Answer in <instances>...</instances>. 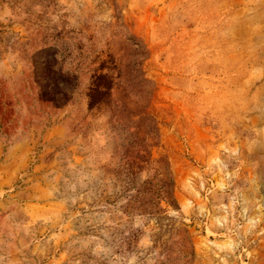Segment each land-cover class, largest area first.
Returning a JSON list of instances; mask_svg holds the SVG:
<instances>
[{
	"label": "rangeland",
	"instance_id": "374dc122",
	"mask_svg": "<svg viewBox=\"0 0 264 264\" xmlns=\"http://www.w3.org/2000/svg\"><path fill=\"white\" fill-rule=\"evenodd\" d=\"M0 83V264H264V0H0Z\"/></svg>",
	"mask_w": 264,
	"mask_h": 264
},
{
	"label": "trees",
	"instance_id": "16d2710c",
	"mask_svg": "<svg viewBox=\"0 0 264 264\" xmlns=\"http://www.w3.org/2000/svg\"><path fill=\"white\" fill-rule=\"evenodd\" d=\"M100 68V67H98ZM1 85V83H0ZM111 80L109 79V76L104 72H96L93 74L91 82L89 86L86 88L85 96L87 98V108L91 109L92 107L96 106L97 104L103 103L106 101L107 98V92L110 88ZM6 100V96L2 95L0 93V127L6 128L8 125H6L9 121V119H6L3 117L4 111L7 110L2 105L3 102ZM156 197L158 199H164L169 197L168 189L165 187V182L163 180H158L156 184ZM171 204H173V199L170 200Z\"/></svg>",
	"mask_w": 264,
	"mask_h": 264
}]
</instances>
